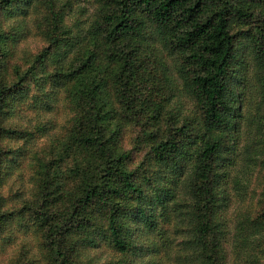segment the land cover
I'll return each instance as SVG.
<instances>
[{"label": "trees", "instance_id": "1", "mask_svg": "<svg viewBox=\"0 0 264 264\" xmlns=\"http://www.w3.org/2000/svg\"><path fill=\"white\" fill-rule=\"evenodd\" d=\"M89 2L83 19L70 0H0V186L14 156L3 140L34 133L7 126L8 115L27 99L68 110L59 135L33 154L32 200L9 211L0 194V244L26 218L44 264H160L169 232L175 264H264V186L232 232L220 219L241 115L231 86L239 40L259 91L256 137L242 154L264 170V0ZM28 17L44 47L17 62ZM131 126L139 155L125 141ZM100 247L105 261L83 258Z\"/></svg>", "mask_w": 264, "mask_h": 264}, {"label": "rangeland", "instance_id": "2", "mask_svg": "<svg viewBox=\"0 0 264 264\" xmlns=\"http://www.w3.org/2000/svg\"><path fill=\"white\" fill-rule=\"evenodd\" d=\"M57 6H59V0ZM64 1V0H62ZM72 4V11L79 12L83 10V19H87L91 12L89 0H70ZM72 20V16H69ZM32 17L26 18V25L31 28V33L26 39L20 41L16 46L15 59L17 62H22L28 55H36L44 47V42L34 34ZM11 22H6L10 24ZM237 49L239 50V57L241 62L236 67L235 77L240 80V83L233 80L231 86L234 85L235 94L239 95V111L241 112L240 119L238 120V128L236 129L234 145L230 144L231 149V163L225 164L227 168V176L223 183L226 188L225 194L227 209L221 214V222L227 226L231 232L234 228V223L237 217L248 210L254 209L255 203L259 200L257 192L259 188L264 186V170L257 167L252 163V156L242 154V147L252 144V140L256 137V121L259 117L255 112L257 105L258 87L252 75V63L248 57L247 44L244 40H239ZM33 95V94H32ZM184 108L193 114V105L187 101H183ZM24 109L18 110L12 115H8V126H17L19 128H27L29 131H34L33 137L30 139L11 140L4 139L3 144L10 150H14L13 162H9L10 168L6 177L0 186V194L5 210L13 211L19 208L22 202L32 200L35 191L34 176L36 174L34 152L45 149L54 141L55 136L59 135V125L64 123L68 116L67 108L59 104V99L50 103V106L30 103V99L22 106ZM46 128V131L37 130L41 127ZM134 127L131 126L126 131L125 141L134 144L133 153L139 155L142 153L141 146L137 145L135 134L133 133ZM252 153V151H251ZM12 154V155H13ZM8 162V161H7ZM230 166V167H229ZM237 180L234 186L233 181ZM238 188V189H234ZM248 189V191H247ZM26 219V218H25ZM18 220L8 227L6 236H10L9 240H5L3 245L0 244V264H44L39 261V242L35 231L26 220ZM179 224V223H177ZM26 227V229H25ZM167 230H172L173 223L170 222L165 226ZM169 256L166 258V249L163 248V254H158L155 259L160 261V264H175L178 255V248L176 245L172 246L173 233L169 232ZM28 248V252L25 249ZM83 258L97 263L105 261L109 254L106 249L97 248L89 250L83 254ZM32 257L36 258L32 261ZM149 254H145L138 258L139 262H147ZM231 264L230 258L228 263Z\"/></svg>", "mask_w": 264, "mask_h": 264}]
</instances>
